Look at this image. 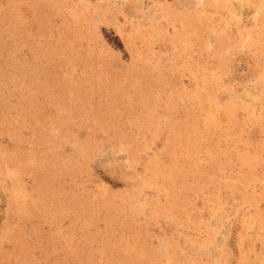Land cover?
Here are the masks:
<instances>
[{"label": "rangeland", "instance_id": "rangeland-1", "mask_svg": "<svg viewBox=\"0 0 264 264\" xmlns=\"http://www.w3.org/2000/svg\"><path fill=\"white\" fill-rule=\"evenodd\" d=\"M0 264H264V0H0Z\"/></svg>", "mask_w": 264, "mask_h": 264}]
</instances>
